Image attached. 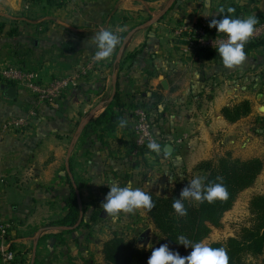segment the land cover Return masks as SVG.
I'll return each instance as SVG.
<instances>
[{"label":"crops","instance_id":"1","mask_svg":"<svg viewBox=\"0 0 264 264\" xmlns=\"http://www.w3.org/2000/svg\"><path fill=\"white\" fill-rule=\"evenodd\" d=\"M211 2L208 10L205 0H68L59 8L50 9L46 5H30L26 0H0V22L15 21L14 15L33 10L34 19H22L39 36L33 44L36 53L27 58L43 62L37 70L43 84L86 67L95 56V38L99 32L111 30L120 38L112 55L81 82L82 89L66 94L67 98L61 101L63 110L50 108L25 88L0 79V175L7 179V185L0 186V221L12 224L11 238L29 249L32 263L35 247L38 254L41 240L48 233L62 231L51 225L59 219L40 227L35 237L30 234L21 238L27 233L20 230H24L39 207H47L42 206L44 203L50 206L57 203V195L66 211L62 218L68 214L67 201L75 186L82 196L84 186L80 185L77 173L76 147L86 128L114 103L117 95L127 106L154 105L149 114L161 151L146 155L147 167L136 151L129 156L130 135L123 128L117 130L106 148L90 132L81 143L88 155L89 182L85 189L93 190L99 199L106 188L110 190L108 185L112 182L120 186L131 182L133 187L145 190L154 186L155 191L164 194L163 191H172L177 181L181 182L183 174H191L201 162L215 161L227 152L242 161L264 160V97L248 90L251 65L264 61L262 55L257 59L258 53H253L242 65L228 69L214 62L185 59L177 38L181 27L191 26L200 18L219 16L221 7L239 8L241 18L255 14L258 23L262 22L264 0ZM24 13L26 16L27 12ZM155 19L158 20L151 24ZM24 39V46L31 48L30 37ZM40 40L46 43L40 46ZM136 52V59L122 67L126 57ZM217 80L224 86L215 97ZM165 81L167 89L163 86ZM5 84L18 88L14 101L5 98L2 89ZM153 94L162 100L157 103L152 99ZM245 100L252 103V113L236 123L228 122L223 109ZM33 114L30 129L3 132L7 121ZM79 118L81 124L90 121L71 155L68 169L70 148L65 157L63 147ZM166 145L173 147L171 155L164 152ZM131 159L137 163L131 164ZM22 173L33 177L34 185L22 189L19 183ZM14 178L16 181L11 186L9 181ZM46 247L43 244L41 251Z\"/></svg>","mask_w":264,"mask_h":264},{"label":"trees","instance_id":"2","mask_svg":"<svg viewBox=\"0 0 264 264\" xmlns=\"http://www.w3.org/2000/svg\"><path fill=\"white\" fill-rule=\"evenodd\" d=\"M30 5L35 6H48L50 9L59 8L63 5V2L57 0H26ZM234 17L241 18V12L239 8H235ZM226 14V10H225ZM218 19L221 17L218 16ZM264 21L263 19L261 20ZM261 23V22H259ZM257 23L256 25H258ZM4 26L0 25V34L4 33ZM22 36V32L17 28H12L7 33L9 39H18ZM179 42L183 40L179 38ZM15 45L19 49H24L27 52L25 57H29L31 48L22 45ZM245 52L247 58L253 53L264 52V38L259 41L245 46ZM138 53H134L126 57V61L122 62V67L128 62H132L136 59ZM16 58L23 61V56L17 54ZM194 59L198 61L214 62L218 65H223L222 59L218 51L198 50L196 51ZM10 84V83H8ZM11 85V84H10ZM81 90V84L74 88ZM70 89V90H74ZM59 100V109L63 110L65 107L61 101L67 96L66 94ZM93 91V90H92ZM67 98V97H66ZM152 99L157 103L162 98L153 94ZM47 105V104H46ZM153 104L144 103L139 106H127L120 101L117 95L114 103L108 106V108L101 114L93 123H91L82 136L83 140L88 138L90 132L94 133L97 141L103 148H106L109 144V140L115 137V133L120 128L119 121L124 119L127 124L123 128L124 132L130 135V152L129 156L137 151V156L143 157L145 166H148L146 160L147 154H154L149 149H138L136 146V116L135 111L138 109H144L149 114V111L153 108ZM51 108V107H50ZM133 112L130 111L133 110ZM252 103L245 100L233 107H226L222 113L225 119L230 123H236L243 118L248 117L252 113ZM149 120L150 114H149ZM131 122V123H130ZM152 126V122H151ZM153 129V127H152ZM153 131V130H152ZM84 142V141H83ZM81 142V143H83ZM132 157V156H131ZM159 156L157 155V159ZM131 164L137 163V161H130ZM75 164L72 160L71 168L73 170ZM264 171V160L253 159L249 161H242L235 159L232 153H227L225 156L219 158L217 161H203L201 162L195 172L200 174V177H206L205 183L221 182L217 181V177H222V183L225 185L228 191V197L224 200H216L209 204L207 202L199 203L193 201H185V207L188 210V215L185 217H178L172 208L173 201L180 197V192L171 191L170 196L157 195L152 191L146 190L152 196V200L155 207L148 211L144 209L152 221L157 231V239L153 242L152 246L148 249L140 248L136 240H130L118 234L114 235L112 239L103 245V255L107 264H147L151 251L153 248H158L162 244H167L169 249L174 252H179L181 256H186L190 253L191 249H185L184 246L178 245L177 237L181 234L188 237L193 242H201L206 240L212 233L213 228H220L222 226V220L224 215L232 210L238 197L241 193L248 189H251L256 184L259 176ZM77 179V178H76ZM72 189V187H71ZM145 190V189H144ZM68 214L57 221L51 223L52 226L57 227H74L80 219V208L78 199L74 189H72V195L67 201ZM250 212L252 215V225L245 227L241 230L239 235L234 238H229L226 242L213 243L210 246L214 248L224 247L227 250L229 257V264H249L247 258L251 257L258 259L264 256V194L253 196L250 201ZM100 219V215L93 214L92 221ZM83 222L79 226L81 229ZM74 230L62 231L56 235H49L44 237L38 247V254L35 264H41V247L47 239L54 238L61 245L65 246L67 235H71ZM32 233L22 235L21 238L30 236ZM33 235V234H32ZM7 240L11 242L10 250L14 253V260L9 264H30L31 259H28V253L30 252L24 245L14 243L11 238V234L8 235ZM2 240L0 239V247ZM49 248L46 247L45 251L48 252ZM43 255V254H42ZM3 263L2 254L0 252V264Z\"/></svg>","mask_w":264,"mask_h":264},{"label":"rangeland","instance_id":"3","mask_svg":"<svg viewBox=\"0 0 264 264\" xmlns=\"http://www.w3.org/2000/svg\"><path fill=\"white\" fill-rule=\"evenodd\" d=\"M24 12H27L26 16ZM32 13L33 10L22 11L18 13V15L17 14L14 15L16 20L12 21L13 23L9 19L4 20V22H0V25H2V23L3 25H5L3 28L4 33L0 34V69L15 67L30 72H35L37 75H39L37 73V70L39 69V66L43 62L42 61L34 62L32 60H29L27 57H25L28 51L24 49H19L23 47L22 46L24 45L23 41H25L24 38L27 36L30 37L31 39L29 43V46H31L30 54L36 53L35 52L36 48L34 47L33 44L34 41L38 39L37 37L39 36L37 34L35 35V29H33L31 24L26 25L25 22L22 20L25 18L27 19V21H31L32 19H34L35 15H33ZM12 28H17L19 31H21L22 36L15 40L9 39L7 37V33ZM43 41L40 40V44H41L40 46L46 43ZM15 45H20V47L17 48L15 47ZM17 54L23 56V59L25 60L24 64H21L23 61H21L19 58H16ZM261 55L264 58V52L262 53L259 52L256 58L258 59ZM93 58H95V56ZM185 59H189V58L186 57ZM39 79H40V75H39ZM249 80L250 81L248 84V90L252 94H258L264 97V61H255L254 64L251 65V74L249 76ZM222 86H220L219 80H217L214 83L215 97L219 93H221V90L223 89ZM262 104H264V102ZM81 121L82 119L79 118L78 123L74 127L73 133H71V135L68 138V141L65 143L63 147L65 157L68 153L71 142L78 131ZM262 135L264 138V133H262ZM83 141L84 140L82 138L75 150L77 173L78 176L80 177V185H82V187L84 186L83 189L84 191H82L81 194L82 211L84 213V218L82 221L83 225L81 229L77 227L76 229H74L71 235H67L66 237L67 244L65 246L61 245L54 238L47 239L44 242V245L47 246L49 250L48 252L43 251V253H41V255L42 254L44 255L41 258V264H107L104 255L102 253L103 245L106 242H108L110 239H112L114 235L118 234L127 239L136 240L138 246L140 248H144V245L139 244L138 240L143 233H145L146 231H150L148 237L149 243L148 246L145 247V249L150 248L153 242H155L157 239V231L155 229V226L153 225L152 221L149 219L144 209L136 210L134 213L129 215L121 214L118 219L113 221L111 217H109L105 213L103 207L101 206L102 203L105 201V197L107 193L109 192L107 191L108 189L106 188L104 190L105 193L101 194V199H99L97 195L93 193V190L85 189V185H87V183L89 182L88 176H86V171L88 169V164H87L88 155L85 153V151H83V145H81V142ZM227 153H225L223 156H225ZM195 169L192 171L191 174H187V173L183 174V178H180L181 182L178 183L177 181L174 184V188L172 189V191H178L181 193L182 189L186 187L193 178L197 176L200 177V174L196 173ZM32 175L34 176L35 174ZM20 176L23 177V178L20 177L19 179V183L22 189L26 188V186L28 185L31 184L34 185L33 177L30 176L25 177L24 173H22ZM14 181H16L15 178L9 181L11 186ZM6 185L7 183L3 186ZM148 190L154 192L157 195L170 196L171 194L170 190L168 191L169 194L167 191H163L164 194H160V192L155 191L154 186L152 189H148ZM259 194H264V171L259 176L253 188L248 189L240 194L232 210H230L224 215L222 220V226L220 228H213L210 236L203 242L209 246L213 243L226 242L229 238H234L237 235H239V233L243 228L250 227L252 225L250 201L253 198V196ZM57 198H58L57 203L54 202L51 206L44 203L42 206H47V207L44 208L39 207L36 214L33 217H30L29 223L27 224V226L25 225L24 230L22 229L20 230V233H32L35 237L40 227H43L45 224L50 223L53 219H61L66 213V211L63 210L64 206H62L63 203L61 202L62 198L60 197V195H57ZM36 203L38 204V200L36 201ZM36 207H38V205ZM93 214L100 215V219H97L96 221H92ZM59 233L60 232H58L57 234ZM49 235H56V234L48 233V235H46L45 237ZM31 246L32 244H30V247ZM28 259H31L30 261L31 264L32 254L28 256ZM247 262L249 264H264V256L258 259L248 257Z\"/></svg>","mask_w":264,"mask_h":264},{"label":"clouds","instance_id":"4","mask_svg":"<svg viewBox=\"0 0 264 264\" xmlns=\"http://www.w3.org/2000/svg\"><path fill=\"white\" fill-rule=\"evenodd\" d=\"M235 8L228 7L219 9L220 19H212L209 27L215 28L218 33L225 34L226 41L221 40L218 46V53L222 59L225 68L232 69L235 66L242 65L246 59L245 45L253 36L258 18L255 14L245 18L234 17ZM123 31V29H119ZM97 51L95 53L96 60H105L109 58L119 43V36L111 30H104L97 34L96 38ZM127 121L122 119L119 121L120 127H125ZM152 152L159 153L161 146L155 140L147 145ZM206 177H195L191 180L180 193V197L173 201L172 208L178 217L188 215L185 207V201H193L209 204L216 200H224L228 197V191L222 183V177H217V181L207 182ZM109 186V192L102 203L105 213L111 217L113 221L118 219L121 214L129 215L139 209L151 211L155 204L150 193L143 188L133 187L129 182L126 186H120L116 182H112ZM178 245L184 246L185 249H191L186 256H181L179 252L169 249L167 244H162L158 248H153L151 256L147 264H229L227 250L224 247L214 248L203 241L193 242L185 235L181 234L177 237Z\"/></svg>","mask_w":264,"mask_h":264},{"label":"built area","instance_id":"5","mask_svg":"<svg viewBox=\"0 0 264 264\" xmlns=\"http://www.w3.org/2000/svg\"><path fill=\"white\" fill-rule=\"evenodd\" d=\"M60 2L68 0H57ZM212 19L217 17L200 18L191 26H183L177 32V38L183 40L181 43V53L183 56L193 58L198 50L217 51L219 42L226 41L225 34L218 33L215 28H210L209 25ZM264 38V21L255 26L253 36L248 40L245 46L255 43ZM105 60H96L95 58L84 68L75 71L65 77L53 80L48 84L40 82L39 75L35 72H30L21 68H1L0 79L6 83L14 84L25 88L28 92L37 97L41 103L47 104L53 109L59 108V100L70 89L78 87L81 82L89 75V73L97 68L99 64ZM35 114L11 119L7 121L2 130L5 133L23 132L32 127V119ZM136 116V146L138 149H148L147 145L157 139L153 134L149 114L144 109L135 111ZM137 153V151H136ZM7 179L0 175V186L5 185ZM12 231V224L0 221V239L2 244L0 252L3 258V264L13 262L15 256L11 252V242L7 240L8 235Z\"/></svg>","mask_w":264,"mask_h":264},{"label":"water","instance_id":"6","mask_svg":"<svg viewBox=\"0 0 264 264\" xmlns=\"http://www.w3.org/2000/svg\"><path fill=\"white\" fill-rule=\"evenodd\" d=\"M205 7L206 9L208 10H211V7H212V2L211 0H205ZM213 17H218L216 15H213ZM158 19H155L152 21L151 24L155 23ZM134 34L133 33H130L128 35V37L126 38L125 42H124V46L122 48V50L125 49L126 45L128 44L130 38L132 37V35ZM163 86L165 89H167L168 87V83L165 81L163 82ZM2 89L4 90V96L7 100L9 101H14L16 98H17V95H18V88L16 86H8V85H3L2 86ZM263 112H264V107H263ZM90 120H85L81 125H80V128L77 132V134L75 135L74 139H73V142L71 144V147H70V150H69V153H68V161H67V167L68 169H70V158H71V155L84 131V129L86 128L88 122ZM172 151H173V147L171 145H166L165 148H164V152L167 154V155H171L172 154ZM70 171V170H69ZM75 191H76V195H77V199H78V204H79V208H80V219H79V222L77 223V225L75 227H60V230L62 231H68V230H74L76 229L77 227H79L83 221V218H84V213L82 211V200H81V196H80V192L78 191V188L77 186H75ZM149 232L150 231H146L145 233H143L139 240H138V243L139 244H143L144 245V248L148 246V243H149ZM37 242H38V237H37ZM36 246H37V243H36ZM36 256H37V250H36V247H35V251H34V257H33V263L32 264H35V261H36Z\"/></svg>","mask_w":264,"mask_h":264}]
</instances>
